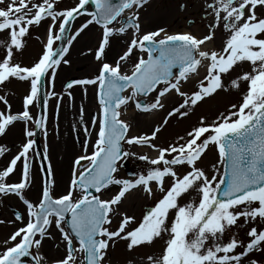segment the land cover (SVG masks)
<instances>
[{"label": "snow or ice", "instance_id": "1", "mask_svg": "<svg viewBox=\"0 0 264 264\" xmlns=\"http://www.w3.org/2000/svg\"><path fill=\"white\" fill-rule=\"evenodd\" d=\"M4 0H0L3 3ZM148 0H94L96 11L76 35L88 25L95 23L102 28V39L95 52L98 61H102L95 79L76 80L68 84L99 85L100 113L93 117L92 124L98 125L97 138L93 151L88 154V142L83 147L85 154L78 156L74 164L83 170L73 169V178L66 194L53 198L50 194V182L42 189L41 198L34 204L25 196L30 180V150L35 151L33 130L25 128L26 142L11 159L9 165L0 171V194H16L26 206L27 222L10 237L17 241L0 253V264H22L21 257L30 255V249L42 247L45 238H52L49 228L55 224L62 234L66 245V256L52 264H78L77 255L82 254L79 264H105L108 249L117 240L128 241L129 250L134 247L152 244L157 239L167 240L159 256H149V264H245V258L253 250L264 247V229L251 227L250 237L245 245L243 241L231 234L230 230L238 224L240 218L244 223H264V18L258 17L257 7L264 8V0H212L207 5L214 14V22L209 25L208 34L197 38L190 33L168 35L165 29L148 31L140 34L139 10ZM88 0H79L69 9L57 10L56 0H10L0 8V31L7 30L9 39L0 40V47L5 48V56L0 61V85L10 77L30 81V90L23 98L24 110L18 114L0 111V135L16 121H33L29 106L39 99L41 78L55 77V67L68 52L67 47L58 52L53 51L54 40H59L66 31L69 21L78 15ZM184 5H181L183 8ZM51 18L47 42L38 61L32 66L13 63L14 52L22 50V40L29 33V26L39 25L43 19ZM120 27L114 28L113 24ZM58 25L61 35L54 32ZM223 28L227 33L224 47L216 50L204 49L203 45L212 41L215 30ZM133 31L127 49L118 57L115 64L103 62L106 48L110 46L114 34ZM163 34V38H160ZM73 36L68 43L71 44ZM147 49V59L138 57L130 74L121 72V63L131 58L135 50ZM68 63L66 59L63 61ZM207 62V63H205ZM249 62L250 72H242L230 80L226 86L222 77L228 75L234 67ZM206 69V75L199 81L198 90L188 95L181 90L182 82L193 75L199 76V67ZM178 67V73L173 68ZM51 70V71H50ZM246 83L242 102L231 105V110L221 113L214 122L208 123L201 117L198 126L178 137L168 147H159L152 143L166 127L168 119L173 116L186 117L189 109L218 90L239 89ZM130 89V95L124 90ZM157 92L154 102L137 99ZM175 92L183 97V102L173 107L162 124L155 126L150 134L128 136L131 126L120 118L121 106L127 107L134 102L139 110L149 112L163 109V99ZM7 108L10 105L4 95H0ZM45 117L35 120L37 126L43 127ZM85 131L88 132L87 125ZM147 145L158 152L156 158L141 156L150 165L146 174H138L135 179H122L116 173L122 158L130 153L123 152L121 142ZM215 146L218 150L219 163L224 167V175L208 174L198 164L203 156ZM7 149L0 147V155ZM39 155V153H37ZM44 159H47V148ZM22 162V178L17 183H6L5 178L12 174L17 162ZM162 165V166H161ZM177 168H186L183 175H178ZM215 173L220 169L216 168ZM51 176V165L47 166ZM171 177V184L165 188L166 178ZM152 183L164 193L143 216L141 221L135 217L119 212L118 206L125 194L133 188L142 186L151 194ZM110 185H117L119 191L111 199H102L87 191L95 189L101 193ZM221 185H225L220 192ZM82 190L77 199L75 192ZM194 191L196 200L184 205L180 198ZM219 192V195L217 194ZM258 202V206H253ZM242 209V210H241ZM70 214V220L67 219ZM174 214V218L170 216ZM121 216L116 230H110L112 218ZM16 219L23 221L19 212ZM259 218V221L257 220ZM130 229V230H129ZM226 233L230 234L228 242H223ZM8 241H5L7 244ZM238 247L243 251L237 252ZM35 264H48L42 255L33 256ZM248 264H257L249 260Z\"/></svg>", "mask_w": 264, "mask_h": 264}, {"label": "rangeland", "instance_id": "2", "mask_svg": "<svg viewBox=\"0 0 264 264\" xmlns=\"http://www.w3.org/2000/svg\"><path fill=\"white\" fill-rule=\"evenodd\" d=\"M10 0H4L0 3V8L5 7ZM33 3L42 2V0H32ZM79 0H56L57 10L69 9L78 4ZM212 0H148L147 4L139 10V23L141 25L142 35L148 31H156L157 29H165V33L173 35L187 31L197 38L203 37L209 32V25L214 22V14L212 10L207 7ZM184 5L181 8V5ZM257 16L264 18V8L257 7ZM91 13L80 12L76 15L69 25L68 38L66 46L69 50L61 58V63L55 67V77H44L45 98H46V114L45 123L41 129V146L45 152L47 148V166L50 164L52 169L51 174V195L55 198L67 193L70 187V178H73L74 166L73 161L76 156L84 155L85 149L83 144L88 142L87 153L93 151L97 138L98 125H93V117L97 116L101 111L99 103V85H75L71 88H64V83L70 78L76 77L77 80L95 79L99 73L102 61H98L95 57V52L102 39V28L100 25L92 23L86 29L76 35L77 30L81 28L88 20L91 19ZM207 15L203 18V15ZM188 20H193L191 26L187 25ZM52 23L51 18H45L39 25L29 26V33L22 38L24 47L22 50L14 52L13 63H20L21 66H32L38 61L39 57L44 51V45L48 36V28ZM114 28L120 27L119 23L113 24ZM134 30H129L125 34H114L110 40V46L106 48L103 62L115 64L118 57L127 49L128 43L132 39ZM54 32L59 35L58 25ZM75 36L71 44L69 39ZM258 38H264V35L257 34ZM227 33L222 26L215 30L214 39L211 42L208 50L220 51L224 47ZM160 38H163V34ZM9 39V32L7 30L0 31V40L7 41ZM58 40H54L53 49L56 47ZM114 42H119L113 47ZM5 48L0 47V61L5 56ZM143 56L146 59L147 52H141L139 49L135 50L131 58L121 63V72L130 74L133 70V65L137 62L138 57ZM64 59L68 63H64ZM51 71V70H50ZM251 65L249 62H244L234 67L228 75L222 77L227 86L231 79L237 77L242 72H250ZM207 74V73H206ZM202 75L189 82H182L181 90L188 95L198 90L199 81L203 80ZM246 83H242L240 88H227V90H218L210 97L204 98L198 102L197 105L189 109V114L186 117L173 116L168 119L166 127L158 134L157 138L152 140V143L159 147H168L170 143L176 141L178 137H186V133L191 131L194 126H198L201 117H204L208 123H212L221 113H226L231 110V105L242 102V96L246 91ZM30 90V81L20 80L18 78L10 77L8 81L0 85V95H4L11 106L10 109L0 101V111L8 114H18L24 110L23 98ZM82 94V95H80ZM87 95L86 97L84 95ZM130 89L126 90L124 95H130ZM157 92L149 93L145 98L146 102H154ZM139 99V97H137ZM183 97L174 93L165 100L164 108L145 112L135 107L134 102H129L127 107L121 106L120 118L127 122L131 128L128 136H137L150 134L155 126L162 124L167 113L173 108L183 102ZM29 111L33 116V121L13 122L6 132L0 135V147H5L7 150L3 155H0V171L8 167L11 159L20 151L21 146L26 142L25 128L27 127L34 132V122L38 111V100L33 105L29 106ZM131 112V114L127 113ZM128 114V116H126ZM156 114V115H155ZM146 121V122H145ZM88 127V132L85 131V126ZM34 136L32 137V139ZM124 152L130 153L126 158H122L118 164V171L116 175L122 179H135L138 174H146L150 167L148 161L140 159L141 156H149L148 150L156 151L147 145L128 144L123 141ZM35 149V147H34ZM30 156V180L31 183L25 190V196L32 203L36 204L41 198L42 192V175L39 166L38 156L35 151L29 153ZM158 156V153H157ZM218 150L215 146H210V149L203 156L198 166L205 169L208 174H217L221 176L223 165L219 162ZM87 165L84 161L82 166ZM220 169L219 173H215L213 168ZM82 166H75L76 172L83 170ZM162 166V165H161ZM134 172V175H127L125 169ZM186 168H177L178 175H183ZM71 175V176H70ZM22 178V162L18 161L17 166L12 174L5 178V182L12 184L17 183ZM172 182V178L168 177L165 180V188ZM117 185H110L106 190H102L99 195L102 199H111L118 191ZM152 193L149 194L144 191L142 186L128 191L122 198V202L118 206L119 212L126 213L129 216L135 217L136 221H141L144 216L146 206H155V203L162 198L164 193L152 183ZM12 197L8 199V196ZM75 198L82 195L80 189L75 192ZM7 196V197H6ZM196 200L198 202L197 194L194 191L183 195L179 203L184 205L190 201ZM9 206H12L21 213L24 217L23 221L17 220ZM253 206H258L256 202ZM242 210V209H241ZM174 218V214L170 219ZM28 220L26 206L19 199L16 194H0V253L3 249L19 241L13 242L9 237L20 227H22ZM259 221V218H257ZM121 221V216L115 215L112 218L110 230H116ZM54 225V223H53ZM55 226V225H54ZM257 227L258 231L264 229V223H244V219L240 218L238 224L233 226L230 230L231 234H235L236 238L243 241L246 245L250 237L247 235L251 227ZM130 230V229H129ZM52 238L58 239L57 228H50ZM167 235L164 239H157L152 244L134 247L129 250L127 247L128 241L117 240L114 245L108 249V257L105 264H149V256H159L167 240ZM50 238H47V240ZM230 234L226 233L223 242H228ZM5 241H8L5 244ZM54 249L50 251L53 252ZM243 247H238L237 252L243 251ZM34 254H39L35 246L32 248ZM51 254V253H50ZM49 254V255H50ZM48 255V256H49ZM52 258V257H50ZM249 260H256L257 264H264V247L260 250H253L245 258V264Z\"/></svg>", "mask_w": 264, "mask_h": 264}, {"label": "water", "instance_id": "3", "mask_svg": "<svg viewBox=\"0 0 264 264\" xmlns=\"http://www.w3.org/2000/svg\"><path fill=\"white\" fill-rule=\"evenodd\" d=\"M93 11L95 12L96 11V6H95V3H94V0H88V3L84 6L83 9L80 10V12H83V11ZM79 12V13H80ZM76 16V15H75ZM74 16V17H75ZM72 19L69 21L68 25L66 26V31L61 35V38L59 39V44L56 48V50L54 52H58L61 48L64 47L65 45V41H66V38H67V32H68V29H69V25L71 23ZM179 71V68L178 67H175L173 68V72H177L178 73ZM73 80H70L68 82L71 83ZM39 97H40V109H39V114H38V118L39 119L41 116H43L44 114V99H43V82H42V78H41V82H40V93H39ZM39 129H40V126H35V132H36V139H35V145H36V148L38 150V153L40 155V158H41V166H42V170H43V175H44V184L46 182H49V175L47 174V171H46V164H45V159H44V155L40 149V145H39ZM122 149V147H121ZM225 187V185H221V188H220V192L223 191V188ZM87 191L91 192L92 194L96 195L95 193V189L93 188H89L87 189ZM219 195V192L217 193Z\"/></svg>", "mask_w": 264, "mask_h": 264}, {"label": "bare ground", "instance_id": "4", "mask_svg": "<svg viewBox=\"0 0 264 264\" xmlns=\"http://www.w3.org/2000/svg\"><path fill=\"white\" fill-rule=\"evenodd\" d=\"M182 33H185V31H183ZM174 34V33H173ZM47 39V37H45L44 38V41ZM119 42H114V44L115 45H113V47L114 46H116L117 44H118ZM210 46H211V42H208V43H206L205 45H203V48L204 49H208V48H210ZM205 63H207V62H205ZM198 71H199V76H196V75H193V76H191L190 78H189V80L187 81V82H189L190 80H192V79H196V78H198V77H200V76H202V75H204L205 73H206V69L203 67V66H200L199 67V69H198ZM128 90V89H127ZM175 92H172V95L174 94ZM80 95H82V94H80ZM85 97L87 96L86 94L84 95ZM171 96V94H168L167 96H166V98H164L163 99V103H165V100H167V99H169V97ZM128 114L130 113L131 114V112H127ZM128 114H126V116H128ZM156 115V114H155ZM146 122V121H145ZM148 153H149V156L151 157V158H156V156H157V151H152V150H148ZM7 197V196H6ZM11 199L12 197H10V195L8 196V199ZM52 227H55L54 225L53 226H51L50 228H52ZM56 236H58L57 234H56ZM54 244H55V246H56V248H59V247H62V245H63V243L60 241V238H58V239H55L54 240ZM56 248H55V250H56ZM40 250V253L41 254H48V252L50 251V243H48L47 242V240L46 241H42V247L39 249Z\"/></svg>", "mask_w": 264, "mask_h": 264}, {"label": "flooded vegetation", "instance_id": "5", "mask_svg": "<svg viewBox=\"0 0 264 264\" xmlns=\"http://www.w3.org/2000/svg\"><path fill=\"white\" fill-rule=\"evenodd\" d=\"M58 237L60 238L59 234H58ZM60 241L62 242V239H60ZM47 242L50 243V247H51L52 242L50 241V239H48ZM49 254H50L49 252L48 254H44V257L47 258ZM49 256H51L52 259L54 260H59L63 258L64 256H66V247L62 245V247L56 248V250L54 249V251Z\"/></svg>", "mask_w": 264, "mask_h": 264}]
</instances>
